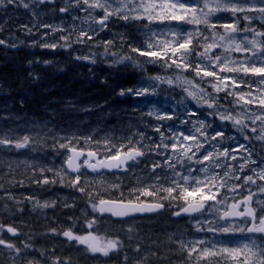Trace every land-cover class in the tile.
I'll return each instance as SVG.
<instances>
[{
    "label": "snow or ice",
    "instance_id": "1",
    "mask_svg": "<svg viewBox=\"0 0 264 264\" xmlns=\"http://www.w3.org/2000/svg\"><path fill=\"white\" fill-rule=\"evenodd\" d=\"M46 5L60 23L41 19ZM9 7L34 18L28 34L46 29L29 46L100 47L74 59L95 65L101 56L109 67L130 66L141 75L137 86L118 92L140 101L133 112L143 105L127 134L60 133L35 124L23 134L0 128L2 150L50 149L61 156L58 167L19 163L32 170V183L80 194L60 207L74 208L80 198L86 205L67 226L39 235L62 237L65 247H82L105 264H165L169 254L179 255V264H264V0H0V10ZM115 21L134 32L113 31ZM102 32L110 38L97 39ZM23 43L0 38L6 48ZM165 87L180 95L166 97L168 108L161 110L153 98ZM12 172L11 163L0 172V264H76L57 252L56 242L38 246L37 234L12 219L24 212L25 201L45 219V210L57 208L55 199H17L10 189L25 181ZM165 214L186 218L187 227L162 234L145 227Z\"/></svg>",
    "mask_w": 264,
    "mask_h": 264
},
{
    "label": "rangeland",
    "instance_id": "2",
    "mask_svg": "<svg viewBox=\"0 0 264 264\" xmlns=\"http://www.w3.org/2000/svg\"><path fill=\"white\" fill-rule=\"evenodd\" d=\"M45 11L44 14L41 16V19L44 22L47 23H60L59 16L60 14L57 12L53 14L52 12L48 11L50 6H43ZM83 15V14H81ZM34 18L31 16V14L25 10L24 8H12L9 7L6 10H0V38H8L12 37L16 41H23V44H20V46L16 48H6L3 46H0V48H3L5 51H10L12 53H19L21 55L24 54V59L26 58V55L28 54V58L26 60L25 66L32 67L34 65H38L39 68L35 73H37L39 76L40 74H43L44 71H49V73H46L47 77H41V82L47 83L48 78L53 80L56 75H62L65 72V69L68 71L69 68L73 69H83L86 72L87 78H94L96 81L99 80V82L107 81L108 78H114L113 71L111 68L117 69L118 67H124V65L116 66V67H109L108 63L104 60L103 57L97 56L98 63L95 65H91L85 61H77L74 59L76 55L79 54H88L89 52H102L103 49L100 47L95 48H88L83 45H77L75 46V50H69L64 51L61 49H57L56 51H52L50 49H42L39 46L31 47L29 46L32 41L36 40L39 41L40 38V32L46 31V29H40V31H37L35 28L33 29V34H28L26 31V26L31 27L33 24ZM72 21L67 19L65 21V24H70ZM113 31H132L134 32V29H125L123 27V22L121 21H115L112 25ZM60 33H56V36H59ZM139 35L138 33L136 34ZM111 33L110 32H102L100 33V36L97 37V39H103V38H110ZM47 39L51 40L52 37L49 36ZM91 43V42H90ZM48 51L49 54L47 57H45L41 52ZM40 53L38 56L37 54ZM42 55V56H41ZM109 60L111 57L108 58ZM29 61H32L33 63L30 65ZM37 61H40L39 63ZM43 61H52L51 64L45 65ZM17 64V63H16ZM92 69L90 72L89 69ZM130 71L134 70L132 67L129 66L128 68ZM160 69L156 67H149V72H159ZM116 78L121 80V76H119L116 72ZM137 75L139 76V82L141 79V75L138 72ZM28 76L29 75L28 72ZM139 84V83H138ZM2 85H5L3 82H0V88ZM3 87V86H2ZM49 88V87H48ZM4 89V88H3ZM108 87H105L103 92L110 91ZM175 95L177 98L179 97L180 93L179 90H171L162 88L161 96L158 98H153L156 101L155 107L161 109V110H167L168 103L166 102V97ZM116 94L114 93L112 97H110L109 101L113 100V98H116ZM124 100L130 99L128 102L123 104L121 102L122 111L120 116L114 118L113 124H106V113L108 111H99V113L94 116L93 121H89L88 112L84 109L88 108L90 110L97 109V107L94 106H86V107H80L81 104H75L74 108V115L76 112L81 113L80 118L82 119L80 122L74 124L73 122H65L63 123V126H57L55 124H52L49 121L43 120L40 124L38 122H32L31 118L29 117H19L15 115L9 107H0V117H3V119H0V128H3L5 131H7L9 128L14 130L17 133H26L28 129H30L34 124L39 125H47L49 128L52 129L53 132H60V133H79L81 135H86L89 131H96L98 134H102L103 130H108L109 132H114L116 135H119L121 133L127 134L129 131V126H132V130H135V126L139 122V111L141 108H143V105L141 104V108H138L136 112L132 111L133 105L139 104L140 101L136 98L125 96L123 97ZM66 102L73 103L74 99H65ZM116 114V112L114 113ZM113 121V120H112ZM155 123V121H153ZM80 124H82V132H80ZM52 141L49 139L48 144H51ZM257 150H259V145L257 144ZM26 153V150H20V152H7L5 150L0 149V164L5 165L7 168V165L9 163L13 166V171L16 173L18 170L20 171V176L17 177L16 180H24L27 184L23 185L22 187H26L25 190H16L15 192H12L17 199L24 200L25 196H33L41 199L42 201L45 199H55L57 201V208L55 210L53 209H47L45 210L47 212V215L49 219H45L40 215L39 210L37 212H31L30 204L25 201V214L20 213L16 216L15 220L19 223L20 220L24 221V224L26 227H24L25 232H29L36 229L35 226L38 227L39 232L41 233L46 232L47 228L49 227H57L58 225H64L67 226L70 224V221L68 219L69 216H80L81 210H83L86 205L84 203L83 198L77 199L75 201L76 206L74 208H62L60 207V203L62 201H71L74 196L71 192H74L77 197H80V194L75 192L73 189L61 187L59 184H48V185H39L40 188L37 190V192L31 191L30 189V177L29 179L23 177V174H26L28 172L32 173V170L30 168H27L24 163H19L20 161H29L34 162L37 165L45 166V167H58L61 163V156H58L55 152L51 151L50 149L44 151V152H32V153ZM37 176H39V172L37 171ZM45 175L51 177V173H45ZM90 175V174H89ZM123 176V175H121ZM109 179H112V176H108ZM133 181L129 178L124 181L126 186H130V184ZM32 183V182H31ZM43 186H48L50 188H42ZM71 191V192H70ZM104 194V193H102ZM75 196V197H76ZM12 203V201H9ZM89 213H91V210L88 209ZM51 217H55V219H51ZM37 224V225H36ZM82 226V222H81ZM81 226H78L76 231H81ZM145 227H151V229L158 234H162L165 231L168 232H175L177 229L184 230L187 226L185 221H180L179 223H175V217L168 216L165 214L164 218H157L152 221L146 222ZM36 231V230H35ZM45 242L40 244V246L44 247H50L53 242H56L57 252L62 253L63 255H71L74 261L79 260V262H83L86 264H105V258L103 257H93L89 254H86L83 252L82 247H65L62 237H44ZM170 259L165 262V264H179L180 256L176 254H169ZM111 264H116V261H111Z\"/></svg>",
    "mask_w": 264,
    "mask_h": 264
},
{
    "label": "trees",
    "instance_id": "3",
    "mask_svg": "<svg viewBox=\"0 0 264 264\" xmlns=\"http://www.w3.org/2000/svg\"><path fill=\"white\" fill-rule=\"evenodd\" d=\"M41 54L47 57L49 52L45 51L41 52ZM23 57L24 54L12 53L0 48V82L5 84L0 88V107H9L15 115L23 118L29 117L32 122H38L39 124L43 120L57 124L65 122L76 124L80 122L82 120L80 118L81 113L76 112L74 115V110H76L74 108L75 104H81L77 108L86 106L97 107V109L89 110L87 117L89 121H93L94 116L99 111H108L106 113V124H113L114 118L120 117L122 111L121 102L123 104L128 102L123 101L122 97L118 95L119 90L121 88L135 87L139 81L138 72L134 70L130 71L129 67L124 66L117 69L111 68V70H114V78H108L107 81L103 82L96 81L94 78H87L86 72L83 69L69 68L68 71L65 69L62 75H56L53 80L48 78L47 83H45V81L41 82V76L39 75L37 79L28 76V72L37 71L39 66H25L28 54L25 59ZM116 72L121 76L120 81L116 78ZM105 87L111 90L103 92ZM114 93L117 95L116 98L109 101ZM65 99H74L75 101L71 103L66 102ZM115 112L116 114H114ZM80 126V132H82L83 125L80 124ZM5 170V165L0 164V172ZM20 175L19 170L16 173L12 172V176L15 179ZM23 177L27 179L29 177L33 178L30 172L23 174ZM36 177L38 178L39 176L36 175ZM8 178L7 176L4 178L6 187ZM26 184L25 182L24 185ZM39 188V185L30 182L29 190L37 192ZM42 188L48 189L50 187L43 186ZM21 189L25 190L26 187L16 186L10 190L11 192H15ZM7 203L13 208L15 207L9 201ZM23 207L25 209L24 205ZM23 213L25 214V210ZM15 218L13 217L12 219ZM35 230H33V233L37 234L35 243L40 246V244L45 242V238L39 235L41 231L39 232L38 228Z\"/></svg>",
    "mask_w": 264,
    "mask_h": 264
},
{
    "label": "flooded vegetation",
    "instance_id": "4",
    "mask_svg": "<svg viewBox=\"0 0 264 264\" xmlns=\"http://www.w3.org/2000/svg\"><path fill=\"white\" fill-rule=\"evenodd\" d=\"M177 219H180V221H182V222L186 220V218H176V220H177ZM176 220H175V221H176Z\"/></svg>",
    "mask_w": 264,
    "mask_h": 264
},
{
    "label": "water",
    "instance_id": "5",
    "mask_svg": "<svg viewBox=\"0 0 264 264\" xmlns=\"http://www.w3.org/2000/svg\"><path fill=\"white\" fill-rule=\"evenodd\" d=\"M109 174H111V173H109Z\"/></svg>",
    "mask_w": 264,
    "mask_h": 264
}]
</instances>
